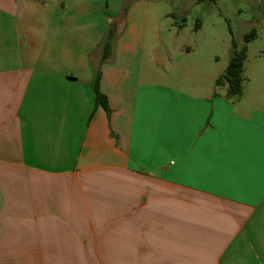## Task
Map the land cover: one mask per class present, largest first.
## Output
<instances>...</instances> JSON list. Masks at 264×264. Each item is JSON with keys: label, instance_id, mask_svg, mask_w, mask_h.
Returning <instances> with one entry per match:
<instances>
[{"label": "crops", "instance_id": "1", "mask_svg": "<svg viewBox=\"0 0 264 264\" xmlns=\"http://www.w3.org/2000/svg\"><path fill=\"white\" fill-rule=\"evenodd\" d=\"M155 13L0 0V264H264V52L172 84Z\"/></svg>", "mask_w": 264, "mask_h": 264}, {"label": "rangeland", "instance_id": "2", "mask_svg": "<svg viewBox=\"0 0 264 264\" xmlns=\"http://www.w3.org/2000/svg\"><path fill=\"white\" fill-rule=\"evenodd\" d=\"M151 1L159 22L157 50L159 54L171 53V62L162 63L161 67L169 70L168 81L172 84L178 83L179 75L185 81H192V73L214 59L219 61L222 70H226L235 50L233 44L236 50L246 46V67L257 54L264 52V0H214L200 4L194 0ZM197 22L199 26L195 30ZM251 29L256 30L257 36L244 44V35ZM189 47L195 50L191 57L178 55L179 49Z\"/></svg>", "mask_w": 264, "mask_h": 264}, {"label": "trees", "instance_id": "3", "mask_svg": "<svg viewBox=\"0 0 264 264\" xmlns=\"http://www.w3.org/2000/svg\"><path fill=\"white\" fill-rule=\"evenodd\" d=\"M195 3L200 4L205 1L213 2L214 0H194ZM128 2H125L123 5V9L121 10V16L126 13V9L128 6ZM199 22L196 23L195 30L198 28ZM257 36L256 30L251 29L246 35H244V44H248L250 41L254 40ZM113 33L112 30L106 36L105 44L103 46V60L107 58L111 51V44H112ZM234 51L232 52L226 70L216 78L214 82V86H225L226 93L225 97L227 99L231 98H238L242 93V84H243V66L246 59V46L243 45L239 50H236V46L233 44ZM98 80L99 75L98 73L95 76L93 82V91L95 94V100L97 103L101 104L106 110L107 107L105 105V99L101 95L98 89Z\"/></svg>", "mask_w": 264, "mask_h": 264}]
</instances>
